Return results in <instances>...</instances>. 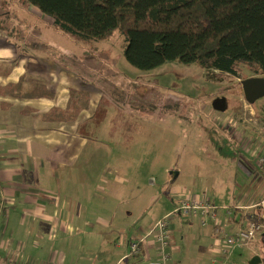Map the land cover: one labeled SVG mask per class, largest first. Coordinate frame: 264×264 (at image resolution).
<instances>
[{"label":"crops","instance_id":"0c3cea01","mask_svg":"<svg viewBox=\"0 0 264 264\" xmlns=\"http://www.w3.org/2000/svg\"><path fill=\"white\" fill-rule=\"evenodd\" d=\"M60 64L15 66L6 79L0 76L5 84L0 85V264H264V204L255 206L264 199V175L258 164L263 144H244L246 155H239L248 171H253L251 183L237 181L212 161L205 168L196 165L194 171H201L204 189L170 186L169 207L154 215L148 225H140L135 208L122 210L96 191L85 192L87 185H76L78 163L88 148L87 133L81 127L88 128L91 117L85 90L91 96L93 87L82 85ZM7 83H17V88ZM36 86L45 87L46 95H39ZM253 102L245 97L238 101L249 116L261 120ZM218 111L215 117L221 123H235V116ZM261 121L258 129L264 128V118ZM99 180L106 184L110 179ZM216 183L221 185V199L212 197ZM96 186L102 187L101 182ZM130 198L136 199L137 194ZM191 198L208 199L218 207L216 216L201 211L195 216H171V244L168 258L162 260L149 230L180 199ZM253 219L262 223V232L224 251V236L235 234ZM146 232L140 250L132 254L130 241ZM9 236L14 243L9 238L3 245ZM29 239L38 244L39 252L20 260L16 252L24 251Z\"/></svg>","mask_w":264,"mask_h":264},{"label":"rangeland","instance_id":"374dc122","mask_svg":"<svg viewBox=\"0 0 264 264\" xmlns=\"http://www.w3.org/2000/svg\"><path fill=\"white\" fill-rule=\"evenodd\" d=\"M125 45L119 30L108 39L80 41L59 31L50 17L25 0H0V76L6 79L15 66L61 62L75 80L93 87L91 96L85 90L91 117L86 122L90 126L81 131L87 133L88 148L77 168L76 185H87L85 192L96 191L122 210L135 208L138 224L148 225L171 204L170 186L204 189L196 165L205 168L212 161L237 181L251 183L253 171L239 155H246L244 144L264 145V128H257L263 126L264 95L252 103L261 120L249 116L238 101L244 98L241 80L257 75L243 66L237 77L209 78L198 64L177 61L142 70L126 60ZM220 99V112L235 116V123L225 125L215 117L219 111L213 103ZM172 171L179 173L173 181ZM99 178L110 180L102 184ZM215 186L212 197L221 199V185ZM132 194L137 198L131 199ZM37 245L27 240L25 250L16 252L20 260L36 256Z\"/></svg>","mask_w":264,"mask_h":264},{"label":"trees","instance_id":"16d2710c","mask_svg":"<svg viewBox=\"0 0 264 264\" xmlns=\"http://www.w3.org/2000/svg\"><path fill=\"white\" fill-rule=\"evenodd\" d=\"M25 1L80 41L108 39L119 30L126 60L142 70L177 61L198 64L209 78L237 77L243 66L264 74V0Z\"/></svg>","mask_w":264,"mask_h":264},{"label":"built area","instance_id":"2783aa9c","mask_svg":"<svg viewBox=\"0 0 264 264\" xmlns=\"http://www.w3.org/2000/svg\"><path fill=\"white\" fill-rule=\"evenodd\" d=\"M258 164L262 174L264 175V154H260ZM263 204L264 199L256 203L255 206H262ZM216 210H218V207L212 204L208 199H180L167 215L158 219L155 222L154 227H152L149 232L154 235L156 243L158 244L159 255L162 260L168 258L167 251L169 245L171 244V231L169 226V218L171 216H195L198 211H201L203 214H210L215 217ZM202 223H204V220H202ZM262 230V223L258 219H253L248 226L240 229L235 234L225 235V238L222 240V249L225 251L229 248V246L243 245L260 234ZM149 232H146L144 237L138 240L130 241L129 247L132 254H136L140 250V243L147 237Z\"/></svg>","mask_w":264,"mask_h":264},{"label":"water","instance_id":"95a60500","mask_svg":"<svg viewBox=\"0 0 264 264\" xmlns=\"http://www.w3.org/2000/svg\"><path fill=\"white\" fill-rule=\"evenodd\" d=\"M241 85L243 87V94L244 97L249 101L253 102L257 97L263 96L264 95V78L260 77H250V78H245L241 80ZM222 100H216L213 103V107L216 110H222ZM171 174V180L175 179L177 172L172 171L170 172ZM264 236V232H263Z\"/></svg>","mask_w":264,"mask_h":264},{"label":"flooded vegetation","instance_id":"af4514ba","mask_svg":"<svg viewBox=\"0 0 264 264\" xmlns=\"http://www.w3.org/2000/svg\"><path fill=\"white\" fill-rule=\"evenodd\" d=\"M256 77H261V76H256Z\"/></svg>","mask_w":264,"mask_h":264}]
</instances>
